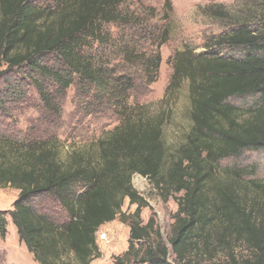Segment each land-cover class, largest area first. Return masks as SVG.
<instances>
[{"label": "trees", "instance_id": "trees-1", "mask_svg": "<svg viewBox=\"0 0 264 264\" xmlns=\"http://www.w3.org/2000/svg\"><path fill=\"white\" fill-rule=\"evenodd\" d=\"M127 1L0 0V127L29 87L52 116H59V100L77 84L91 107L110 109L118 119L94 144L66 158L55 138L0 130V188L18 191L10 215L19 239L40 264H90L99 255L97 230L118 217L130 226L128 250L116 259L124 264L134 242H149L153 227L152 218L144 225L137 218L146 206L131 184L138 174L177 203L168 244L138 247L139 262L211 264L219 249L222 264H264V182L244 180L247 173L235 168L224 170L227 179L212 181L222 159L264 151V0H251L259 5L254 22L237 20L210 36L205 52L184 47L172 56L160 103L174 100L184 83L190 103V127L175 150L163 137L170 107L152 112L154 104L130 103L157 80L169 29L145 26L148 20L123 8ZM163 6L172 10L170 0ZM207 11L227 15L221 6ZM112 27L124 34L113 36ZM145 30L152 34L141 43ZM113 59L124 69L118 71ZM234 98L253 103L245 109ZM248 190L255 192L251 201ZM125 201L136 206L134 219L122 212ZM5 234L0 211V237ZM236 242L243 254L235 252Z\"/></svg>", "mask_w": 264, "mask_h": 264}, {"label": "rangeland", "instance_id": "rangeland-1", "mask_svg": "<svg viewBox=\"0 0 264 264\" xmlns=\"http://www.w3.org/2000/svg\"><path fill=\"white\" fill-rule=\"evenodd\" d=\"M164 1L128 0L123 6L141 15L142 19L148 20L145 26H155V32L166 25L169 29L167 39L159 49L161 62L157 80L150 85L145 94L133 96L130 103L136 101L154 104L152 112L161 110L165 103L170 107V118L164 124L163 137L169 148L175 150L183 142L184 134L190 127V103L186 83L182 84L176 92L174 100L172 96V98L168 97L165 103H160L172 73V56L184 47L193 48L195 53L205 52L204 42L210 36L228 31L238 25L237 20L241 23L254 22L255 17L252 15L259 5L251 0H170L172 10H169L163 6ZM208 6L213 8L221 6L227 15L216 17L207 11ZM147 8H152L153 13H150ZM145 32L140 36L141 43L148 39V34H152V31L145 30ZM120 33L124 34L122 30L112 27L113 36ZM146 46L150 47V44L147 43ZM112 63L117 66L118 71L124 69L118 63V59H113ZM132 74L136 76V79L139 76L135 70ZM138 80L141 81L140 78ZM83 92L84 88L77 84L70 86L65 96L59 100L60 114L55 117L46 111L35 89L29 87L25 98L12 102L13 108L17 109L13 111L12 119L8 120L5 126H1L0 130L14 128L20 136H26L27 139L55 138L62 145L61 156L66 158L72 149L94 144L98 137L118 122L112 110L101 111L96 106L91 107V98L82 96ZM231 101L245 109L253 103L251 98L243 100L234 98ZM234 168L247 173L242 177L244 180L253 178L258 182H264V151H246L240 157L222 159L216 164L212 181L227 179L228 176L224 170ZM131 184L146 202V206L141 208L137 217L139 223L144 225L150 218L153 219V227L149 231V242L154 245L157 242L167 245L173 214L177 210L175 195H162L152 182L138 174L132 176ZM213 191L209 184L208 192L212 194ZM17 195L18 191L15 189L0 188V211L6 219V234L3 238L0 237V264H40L33 259L25 244L19 239L17 229L12 222L10 213ZM248 195L251 201L255 197V192L248 190ZM135 211V205L124 202L122 212L125 216L134 219ZM129 235V223L118 217L102 224L96 232L99 255L90 264H116V259L128 250ZM149 242L144 240L134 242V249L122 259L124 264H148L139 262L134 251L138 247L143 249L148 247ZM234 247L237 255L244 253L242 244L236 242ZM224 255L225 252L218 249L214 254L215 260H211V264H222ZM198 259L196 257V260ZM202 261L208 262L209 258L204 257Z\"/></svg>", "mask_w": 264, "mask_h": 264}]
</instances>
